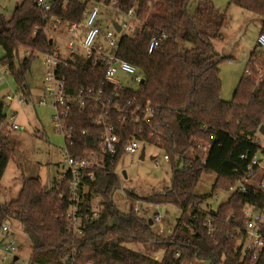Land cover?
Masks as SVG:
<instances>
[{"label":"trees","instance_id":"1","mask_svg":"<svg viewBox=\"0 0 264 264\" xmlns=\"http://www.w3.org/2000/svg\"><path fill=\"white\" fill-rule=\"evenodd\" d=\"M92 2L109 4L111 0H72L68 11L59 17L67 22H81ZM117 3L123 11L136 7L139 23L134 32L123 36L120 56L137 67L143 77L135 92L154 106L152 127L160 126L161 132L159 138L155 136L151 141L172 162L171 187L142 201L173 204L181 209V216L171 233H155L149 221L134 210V203L128 213L117 207L114 195L120 188V179L111 171L99 170L89 192L101 195L103 208L92 221L83 219L87 227L81 236L75 237L67 229L70 203L65 189H58L55 184L46 187L36 177L25 178L17 198L0 201V232L4 224L11 227L12 236L16 227L23 230L31 249L29 264H264V258L254 263L243 254L237 241L227 237L236 224L244 221L245 206L264 207V192H235L217 210L207 207L206 198L195 193L207 173L218 176L213 188L230 192L238 181L236 171H241L260 151L248 136L257 135L264 124V80L254 94L249 68L262 49L258 45L254 49L248 76L241 79L233 100L227 101L222 96L221 81V64L226 58L214 45L216 40L224 39L223 30L228 24L225 13L210 0ZM230 4L259 16L260 34H264V0H230ZM49 28L52 29V21L37 8L35 0L22 1L9 20L0 21V48L5 52L2 64L25 93V77L34 57L25 54L18 61V54L21 48L37 54L52 49V37L45 32ZM156 36H160V43L149 53L150 42ZM70 77L76 81L75 86L103 81L102 71L93 72L86 67L71 72ZM4 108L5 103L0 102V183L18 146L16 140L1 132L7 120ZM72 119L76 129L72 153L76 156L99 150V131L92 113L75 109ZM124 129V143L133 135L148 139L152 132L151 128L138 126ZM83 131L87 134L83 135ZM120 159L121 155L114 166ZM233 213L236 217L229 220ZM209 217L217 226L213 235L206 224ZM134 243L147 250L156 248L163 255L137 253L129 247Z\"/></svg>","mask_w":264,"mask_h":264},{"label":"built area","instance_id":"2","mask_svg":"<svg viewBox=\"0 0 264 264\" xmlns=\"http://www.w3.org/2000/svg\"><path fill=\"white\" fill-rule=\"evenodd\" d=\"M71 1L35 0L37 8L52 21V29H45V32L52 37L53 42L52 49L41 53L45 57L44 64L47 69L44 90L39 98L33 101V105L53 111V122L66 140L64 165L51 186L55 184L58 189H65L63 192L67 194L70 203L67 229L73 236L79 237L87 227L83 219L92 221L99 217L103 208L101 195H90L89 192L95 183L97 172L108 170L120 179L119 163L122 158L126 154L139 152L142 144L143 147L146 144L157 146L151 140L155 136L159 138L161 132L160 126L156 129L152 127L155 118L154 106L150 101H143L135 92L143 82L142 75L137 67L120 56L123 36L134 32L139 23L136 7L123 11L117 0H111L109 4L92 2L83 12L81 22H67L59 16L68 11ZM114 22L120 24V32L114 27ZM56 38L61 39L64 47ZM159 43L160 36L153 37L149 53L153 52ZM258 46L264 50V34L259 35ZM30 54V51L26 52V55ZM82 67L93 72L102 71L103 81L75 86L76 81L71 80L70 73L77 72ZM9 71L6 66L0 71V83ZM19 90L8 94L7 102L29 103L31 99L27 97L25 91ZM75 109H87L92 113L93 123L99 131V150L85 151L76 156L72 153L76 130L75 124L72 123V115ZM137 126L143 129L151 128L149 138L142 140L133 135L124 143V128ZM12 128L21 129L16 124H13ZM82 134L86 135L87 132L83 131ZM248 140L259 145L260 151L241 171H236L238 181L229 192L230 195L235 192L252 191L255 194L264 192V146L256 135L248 136ZM120 155L118 165L114 166ZM165 159L170 160L168 155H165ZM60 196L63 197L64 194ZM243 215L244 221L236 224L233 232L227 237L237 241L243 254L256 263L264 258V207L245 206ZM235 217L236 214L233 213L229 220ZM164 218L159 213L152 222L162 223ZM206 224L210 234L217 232L212 217L207 219ZM10 231L11 227L4 224L0 232V261H5L19 249V242ZM179 257L180 254L177 253L176 259L179 260ZM170 264L193 263L174 261Z\"/></svg>","mask_w":264,"mask_h":264},{"label":"rangeland","instance_id":"3","mask_svg":"<svg viewBox=\"0 0 264 264\" xmlns=\"http://www.w3.org/2000/svg\"><path fill=\"white\" fill-rule=\"evenodd\" d=\"M22 1L24 0H0V14L4 16L2 18L6 20L11 18L17 4ZM210 1L218 10L227 15L228 24L223 30L224 39L216 40L214 45L216 50L226 58L221 64L222 96L225 100L232 101L241 79L248 76L247 69L251 54L258 45L262 19L238 6L231 5L230 0ZM149 7L152 6L149 5ZM2 18L0 17V20L3 21ZM56 40L64 47L61 39L56 38ZM27 51V48L20 49L18 61L24 59ZM258 51L252 61L253 66L249 68L250 78L254 83L252 87L254 94L258 93L259 85L264 80V51ZM30 52L32 55L29 57L34 58L25 77V84L28 87L26 95L31 99L29 103L7 102L8 94L20 91L12 72L9 71L0 83V102L5 103L4 112L7 115L1 132L18 142L16 155L10 161L0 183L1 202L17 198L23 188L25 178H41L46 187L52 188V181L58 178L64 165L66 140L53 122V111L46 107L33 105V101H36L44 90V77L47 70L44 64L45 57ZM4 56L5 52L0 48V71L5 68L2 64ZM13 124L21 129L14 130ZM256 136L260 138L264 146V135L257 133ZM143 145L140 146L139 152L126 154L120 161V188L114 195V202L125 213L130 212L131 204L134 203V210L140 212L149 222L160 213L165 217L164 221L151 226L155 233L166 236L173 230L177 218L181 216V209L170 203H148L142 201V198L171 187L172 162L165 159V151L152 144H146L145 158L141 160ZM152 157L154 159H151ZM123 171L127 173V177L123 175ZM217 179L216 174H203L195 191L198 197L206 198V206L213 210H217L230 198L229 192L213 188ZM131 194L140 198H134ZM12 231L13 236L19 242V249L9 255L5 261H0V264H29L31 249L26 235L20 227ZM129 247L137 253L151 252L152 254L154 252L158 257L163 255V251H155L156 248L147 250L140 243L131 244ZM16 257L18 259L14 261Z\"/></svg>","mask_w":264,"mask_h":264},{"label":"water","instance_id":"4","mask_svg":"<svg viewBox=\"0 0 264 264\" xmlns=\"http://www.w3.org/2000/svg\"><path fill=\"white\" fill-rule=\"evenodd\" d=\"M114 27L116 28V30H117L118 32L121 31V26H120V24H119L118 22H114ZM52 42H53V41L50 40V44H52ZM259 133H261L262 135H264V125H262V126L259 128ZM145 150H146V148L143 147L142 152H141V157H140L141 160H144V158H145ZM151 159H154V157H152ZM123 175H124L125 177H127V173H126L125 171L123 172ZM149 224L152 225L153 222L150 221ZM17 259H18V257L14 258V261L17 260Z\"/></svg>","mask_w":264,"mask_h":264},{"label":"crops","instance_id":"5","mask_svg":"<svg viewBox=\"0 0 264 264\" xmlns=\"http://www.w3.org/2000/svg\"><path fill=\"white\" fill-rule=\"evenodd\" d=\"M0 17L2 18V17H4V16L0 14ZM2 19L6 21V19H4V18H2ZM9 19H10V18H9ZM9 19H8V20H9ZM0 21H1V20H0ZM41 181H42V180H41ZM43 184H44V183H43ZM44 185H45V184H44Z\"/></svg>","mask_w":264,"mask_h":264}]
</instances>
